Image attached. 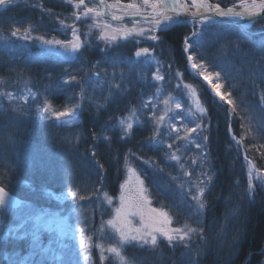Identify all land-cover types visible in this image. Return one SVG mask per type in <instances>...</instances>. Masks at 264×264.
Masks as SVG:
<instances>
[{
  "label": "rangeland",
  "instance_id": "obj_1",
  "mask_svg": "<svg viewBox=\"0 0 264 264\" xmlns=\"http://www.w3.org/2000/svg\"><path fill=\"white\" fill-rule=\"evenodd\" d=\"M18 1L21 3L12 5L22 7L23 3L33 2L31 8L43 12L40 24L21 25L17 20L23 18L12 11L11 16L3 18L6 21L0 19V52L6 58L3 61H20L0 74V157L24 169L19 176L5 179L0 172V179L6 180L13 190L18 189L19 194L34 198L16 193L22 200L20 207L0 206V264H198L199 256L205 252L197 249L205 221V195L216 172L209 155V104L202 94L203 84L196 80L206 83L208 91L216 95L200 75L211 74L212 83L220 84L221 93L232 100V104L225 103L231 114L236 112L231 126L233 146L242 154L250 193L264 191V168L256 163L258 157L264 158V88L259 83L264 81V49L255 57L256 48H251L249 40L243 38V43L236 45L226 40L236 28L224 30L211 26V22H191L194 29L183 46L187 60L184 73L177 68L174 54L169 53L165 59L159 39H151L159 38L163 23L153 30L151 20L117 22L94 13L85 16L84 5L76 7L79 0ZM210 1L225 8H244L242 0ZM258 1L245 0L251 8ZM106 2L117 15L133 13L127 8L129 4L136 5L142 13L151 10L143 5V0ZM84 4L99 11L95 0H84ZM189 4L193 5L191 0ZM57 5L66 10L55 9ZM253 25L260 26L258 33L251 30L252 26L242 25L241 30L254 32L259 44L264 45V22ZM17 27L20 31L13 36ZM125 28L137 31L127 38L122 31L113 33L114 29ZM28 29L30 39L18 38ZM73 30L82 44L76 54L36 39L69 41ZM140 30L142 36L138 34ZM105 32L115 34L117 39H103ZM222 38L230 45L223 44ZM129 43L135 46L133 52L122 51L121 47L131 48ZM141 48H148L149 52L138 57L136 53ZM194 63L199 67L194 69ZM256 74H261V80ZM157 75L162 79H155ZM240 86L243 88L236 95L234 89ZM107 104L120 108L119 112L114 110L116 117L108 123L119 128L123 138H128L135 126L147 125L151 134L146 143L157 151L156 159L145 153L128 152L116 194L101 187V170L93 159L97 148L80 146L85 136L81 130L85 114L95 113ZM49 106L51 111L45 113ZM198 106L203 111H197ZM67 109L76 113L75 121L67 122L69 117L54 115ZM122 120L132 124L130 131L121 126ZM193 128L195 131H191ZM70 154L78 161L70 162ZM34 160L45 162L39 176L34 175L39 170ZM130 169L144 181L150 201L147 207L166 213L170 223H162L165 218L158 212L155 226L172 230L173 243L156 232V245L125 243L109 225L108 221L115 218L120 195H129L120 186L129 182ZM77 170L85 172V183L84 178L76 181L77 173H81ZM129 186L134 189L135 182ZM72 192L77 195L71 196ZM135 227L140 224L135 223ZM189 228L196 231L188 232ZM179 236L185 239L179 241ZM113 248L117 249L115 253ZM138 248L149 254H138Z\"/></svg>",
  "mask_w": 264,
  "mask_h": 264
},
{
  "label": "trees",
  "instance_id": "obj_2",
  "mask_svg": "<svg viewBox=\"0 0 264 264\" xmlns=\"http://www.w3.org/2000/svg\"><path fill=\"white\" fill-rule=\"evenodd\" d=\"M14 3L20 4L21 2L16 1ZM14 3L6 5L0 10L1 20L6 21V19L3 18L11 16L10 14L14 12L15 16L21 15L23 18L22 20L18 17L20 21L17 20V23L21 22V25L29 23L40 24V18H42L41 12H43L42 9L36 7L31 8L33 2L23 3L22 7H20L21 5L13 6L12 4ZM14 7H18V9L16 10ZM54 8L59 11L66 10L58 5ZM258 22H264V19L256 21L253 24ZM210 24L211 26L221 27L224 30L231 27L236 28L237 31L232 32L229 35V39H225L228 40L231 45L233 43L235 45L243 43L241 41L243 38L249 40L253 45L251 48L254 46L256 48L254 51L255 57L259 55L260 50L264 49V45L259 44V38L254 32H244L245 30H241V26L237 24L222 21L211 22ZM252 27L251 30L257 32L260 26L256 27L252 25ZM263 28L261 30H263ZM192 31L193 28H191L187 22L173 24L166 28H161V30L158 31V44L163 50L162 56L168 59L169 53L172 52L175 60H178L177 68L184 71V73L187 72L185 71L187 60H185L186 58L184 57L186 55L183 47L185 42L184 38ZM221 40L223 44L230 45V43L224 41L223 38ZM219 43L217 42V45ZM129 44L131 48L124 49L121 47L122 51L131 50V52H133L135 46L131 43ZM213 47L214 45L210 48L212 49ZM1 53L2 52H0V74L6 72L9 66L12 67L20 62H14L16 59L13 61L10 59L4 62L3 60H6V58L4 54ZM93 54H96L95 51ZM256 72L259 73V71ZM256 76L261 80V74H256ZM196 81L203 84L202 91H204V93L202 94L205 101L209 104V123L211 125L208 128L209 155L211 156L212 166L216 172L210 189L205 195V221L202 226V234L197 239L198 251L205 252L199 256L197 260L198 264H264V191L257 189L250 193V186L248 182H246L245 177V167L244 164L241 163L242 154L233 146L234 143L232 139L234 136L231 132V126H233L232 120L234 119L235 121L236 119V112L232 113V118L228 104L225 102L223 103L216 95L208 91L206 83L199 79ZM262 81L259 83L264 82ZM260 87L264 88V84L260 85ZM242 88L243 87L240 86L234 89L235 94L239 95ZM118 109L120 108H117L114 104H107L106 107L101 108L95 113L89 112V114H85L84 126L82 127V129L84 128L85 136L80 145L82 147L84 144L86 147L90 145V149L97 148L98 152L96 159L101 170L100 176L108 192L112 194L118 192L119 182L124 172V164L129 151L140 154L145 153L144 155L151 159L157 158V151L155 148L149 147L150 145L146 143L147 138L151 134V128L149 126H135L129 137L123 138L120 129L108 123L112 121L111 118L116 117L115 111L119 112ZM237 134H239L238 131ZM102 135L103 137H101ZM33 140H36V138ZM1 150L0 148V152ZM251 155L255 156L252 152ZM41 157L45 158V155ZM255 159L257 160V158ZM34 161V164L39 169L35 171L34 175L39 176V171L42 170L41 168L44 167L43 163L45 162L41 160ZM257 161L256 163L264 168V158L262 157L261 160V158L258 157ZM75 162H77V160H75ZM13 164H9L4 157H0V172L4 179L9 176H19V172H24L22 166H20L21 168H16V165ZM73 167H75L74 164ZM80 172L81 173H77L75 179L78 181L84 178L85 183L87 179L86 174L85 172ZM72 182H74L73 179ZM0 183L11 191L18 194L20 193L18 189L15 190L14 188L13 190L6 180L0 179ZM86 188L90 189L88 184ZM19 195L27 199L34 198L29 195ZM194 247L195 245L190 248L193 249ZM138 250L141 251L138 254L142 256L149 254L147 250L144 251V248H138ZM151 256H147V258H151ZM193 264H196V262Z\"/></svg>",
  "mask_w": 264,
  "mask_h": 264
},
{
  "label": "snow or ice",
  "instance_id": "obj_3",
  "mask_svg": "<svg viewBox=\"0 0 264 264\" xmlns=\"http://www.w3.org/2000/svg\"><path fill=\"white\" fill-rule=\"evenodd\" d=\"M8 3V0H0V6L6 5ZM117 3H119V0H117ZM193 5L196 6L197 12L193 13V19L192 23H196V17L199 15V9L205 8L208 10L210 15L206 17L204 20H200V23H204L206 20H210L212 18V14H218L220 16H234V17H243V16H252V15H258V12H252L245 0H242V4L244 6L243 12H237L233 11V9H228L227 11L221 10L219 5H216L215 8H213L212 5H209L206 3V0H192ZM100 4L107 8V5L104 4V0H100ZM80 5H84L85 11L84 15L88 16L90 13H94L96 16H100L101 12L95 10L94 8H89L87 5L84 4V0H79V4L76 5V7H79ZM143 5L150 6L152 13V19L151 24L153 30L156 28H159L161 24L163 23L165 27H167L170 24H178L182 23L183 21L179 19L178 17L181 15V13L187 11L188 5L185 3H180L179 0H173V3H169V0H143ZM115 7V5L113 6ZM253 7H257L256 5H253ZM260 11H264V3L260 4L259 6ZM127 8L133 9L134 15H140L141 10L137 8L134 4L127 5ZM171 11L174 13V15H169L168 12ZM175 17V18H174ZM79 18V17H77ZM114 20H120L122 19L120 16L113 15L112 17ZM101 27L104 28H111V25H103ZM20 29L17 27L15 31H13L12 35L16 36L17 32H19ZM31 29H28L25 31V33L18 37L20 39L28 40L30 39L29 32ZM123 32L124 37L127 38L129 35L136 33V29H114L113 33L116 32ZM139 35H143V30H140L138 33ZM72 40L69 41H62V40H48L44 39L43 37H37L36 39L40 40L41 43L45 45L50 46H58L60 48H63L66 52H72L73 54H76L80 51L82 44L80 41V37L77 35L76 31H72ZM103 39H110L112 41H115L117 39V36L115 34L109 35L108 32H105ZM152 40H157L158 37L152 36ZM188 45L186 44V48ZM149 52L148 48H141L140 51L136 53V56H141L142 54H147ZM189 59L191 60L192 57L190 56ZM192 67L194 69L198 68L199 65L193 64ZM200 75L203 76V79L207 81L215 91L216 95L220 98L221 101H226L228 104H232V100L228 99L226 95L221 93L220 84H213L211 79V74L201 72ZM217 77H219V73H215ZM74 79V77H73ZM155 79L159 80L162 79L159 75L155 77ZM230 95V94H229ZM79 105H77V108ZM179 107V105H177ZM45 113H48L51 111L50 106L46 107L44 109ZM197 111H203L199 106L197 107ZM56 118L60 117H69V120L67 122L75 121L76 113L72 109H67L65 111H60L54 114ZM162 117L159 118L156 122L160 123L162 121ZM120 124L122 127H124L125 131H130L132 129V124L130 122L126 121H120ZM197 127H200L199 124H197ZM185 131H189V129L185 128ZM191 131H195V129H191ZM170 147V146H169ZM95 153H93L94 155ZM175 158V157H174ZM254 168V165L252 166ZM130 180L126 184H122L120 187L121 189H124L129 193V195L121 194L119 197V206L115 208V218L112 220H109L108 223L111 225L113 229H115L122 240L125 243H137V244H151L156 245L157 244V235L153 234V232H156L160 235H162L170 244L174 242V237L170 234L172 230L166 229L163 226L156 227V219L155 214L159 212L158 209L147 207V205L150 204V201L148 200V197L145 195L146 189L143 187L144 181L140 179L138 175H136L135 170L130 169ZM211 179V177H209ZM135 182V188L133 189L129 185L132 182ZM202 194V193H201ZM6 192L3 188H0V206L4 205L6 203L5 197ZM71 196L75 197L77 194L75 192L70 193ZM83 199V197H81ZM108 202L112 203V200L110 197H107ZM200 207L203 208V203L200 204ZM160 217H164V221L162 223H170V221L167 220L166 213L159 212ZM135 223H139L140 227H135ZM151 229V231H150ZM179 232L180 230H175ZM188 232H195L196 229L189 228L187 229ZM185 239V236H179L177 240L182 241ZM81 244H84V237L81 235ZM112 252H116L117 249L113 248L111 249Z\"/></svg>",
  "mask_w": 264,
  "mask_h": 264
},
{
  "label": "water",
  "instance_id": "obj_4",
  "mask_svg": "<svg viewBox=\"0 0 264 264\" xmlns=\"http://www.w3.org/2000/svg\"><path fill=\"white\" fill-rule=\"evenodd\" d=\"M13 1V0H8V2ZM97 4H98V8L101 12V15L110 19L111 21H117V22H124V20L126 19H152L151 13H145V14H140V15H134V14H124V15H116L114 13L111 12V10H109V7L107 5L106 0H104V4L107 5V8H105L104 6H102L100 4V0H96ZM2 6H0L1 8ZM222 10H228V9H232L231 8H225L223 6H219ZM193 13L196 12H183L181 13V15L178 17L179 19H181L182 21H189L193 19ZM169 15H174V13H172L171 11L168 12ZM113 15L115 16H120L122 19L120 20H114L112 17ZM210 15V13L208 12V10H201L199 11V15L196 17V20L199 19H205L206 17H208ZM175 18V17H174ZM212 19H214L215 21H224V22H228V23H236L239 25H250L252 24L254 21L257 20H263L264 19V12L263 13H259L258 15H252V16H243V17H234V16H220L218 14H212ZM172 25V24H170ZM169 25V26H170ZM0 188H3L6 192V203L4 205H12V206H19L21 204V200L19 199V197L11 192H9L7 189H5V187L3 185L0 184Z\"/></svg>",
  "mask_w": 264,
  "mask_h": 264
},
{
  "label": "bare ground",
  "instance_id": "obj_5",
  "mask_svg": "<svg viewBox=\"0 0 264 264\" xmlns=\"http://www.w3.org/2000/svg\"><path fill=\"white\" fill-rule=\"evenodd\" d=\"M169 1H172L173 2V0H169ZM192 1V0H191ZM179 2L180 3H185V4H187L188 5V8H187V11H185V12H197V8H196V6L195 5H190L189 4V0H179ZM206 3L207 4H209V5H212L213 6V8H215V6L216 5H213L212 3H211V1L210 0H206ZM221 9V8H220ZM201 10H207V9H205V8H200L199 9V11H201ZM222 10V9H221ZM224 11H227V9L226 10H224ZM233 11H237V12H243L244 11V9H233ZM242 25H244V24H242ZM244 26H249V25H244ZM263 82V81H262ZM261 85L262 84H264V82L263 83H260ZM84 126V125H83ZM82 126V127H83ZM84 129V128H83ZM82 128H81V130H82V133L85 135V132H84V130H83ZM92 150V149H91ZM71 155V154H70ZM93 159H94V161H96L97 162V159H96V155L94 154L93 155ZM75 160H77L76 158H75V156H70V162L71 161H75ZM78 161V160H77ZM97 164H98V162H97ZM101 183H102V186L101 187H105V184H104V182H102L101 181Z\"/></svg>",
  "mask_w": 264,
  "mask_h": 264
},
{
  "label": "flooded vegetation",
  "instance_id": "obj_6",
  "mask_svg": "<svg viewBox=\"0 0 264 264\" xmlns=\"http://www.w3.org/2000/svg\"><path fill=\"white\" fill-rule=\"evenodd\" d=\"M152 12V10H150Z\"/></svg>",
  "mask_w": 264,
  "mask_h": 264
}]
</instances>
